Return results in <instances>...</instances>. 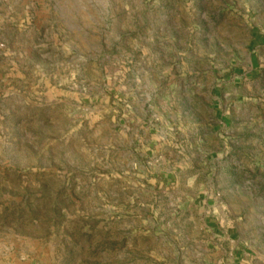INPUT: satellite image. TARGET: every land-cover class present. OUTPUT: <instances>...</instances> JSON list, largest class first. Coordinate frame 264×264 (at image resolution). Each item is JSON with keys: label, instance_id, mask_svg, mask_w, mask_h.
Listing matches in <instances>:
<instances>
[{"label": "rangeland", "instance_id": "obj_1", "mask_svg": "<svg viewBox=\"0 0 264 264\" xmlns=\"http://www.w3.org/2000/svg\"><path fill=\"white\" fill-rule=\"evenodd\" d=\"M0 264H264V0H0Z\"/></svg>", "mask_w": 264, "mask_h": 264}]
</instances>
